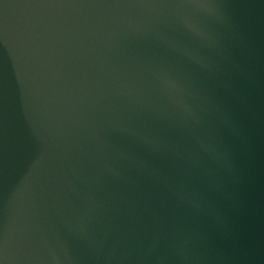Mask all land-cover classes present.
<instances>
[{
  "label": "water",
  "instance_id": "water-1",
  "mask_svg": "<svg viewBox=\"0 0 264 264\" xmlns=\"http://www.w3.org/2000/svg\"><path fill=\"white\" fill-rule=\"evenodd\" d=\"M0 264H264V0H0Z\"/></svg>",
  "mask_w": 264,
  "mask_h": 264
}]
</instances>
